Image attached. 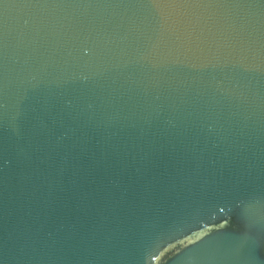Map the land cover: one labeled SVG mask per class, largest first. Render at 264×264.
I'll use <instances>...</instances> for the list:
<instances>
[{
	"label": "water",
	"instance_id": "water-1",
	"mask_svg": "<svg viewBox=\"0 0 264 264\" xmlns=\"http://www.w3.org/2000/svg\"><path fill=\"white\" fill-rule=\"evenodd\" d=\"M0 264H264V0H0Z\"/></svg>",
	"mask_w": 264,
	"mask_h": 264
}]
</instances>
